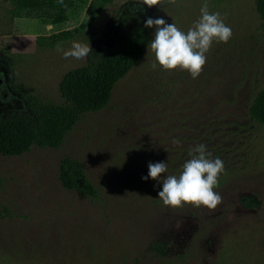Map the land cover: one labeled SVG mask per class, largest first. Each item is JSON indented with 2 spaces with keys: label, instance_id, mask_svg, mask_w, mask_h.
Listing matches in <instances>:
<instances>
[{
  "label": "rangeland",
  "instance_id": "1",
  "mask_svg": "<svg viewBox=\"0 0 264 264\" xmlns=\"http://www.w3.org/2000/svg\"><path fill=\"white\" fill-rule=\"evenodd\" d=\"M70 1L66 22L51 26L11 18L8 1L0 0V116L25 112L26 100L61 104L60 78L90 61L99 41L111 43L107 31L127 4L144 8V22L163 18L187 32L207 2L232 37L213 41L193 79L180 68H152L147 46L155 26L146 28L141 60L113 87L106 107L82 115L56 149L0 155V264H264V126L247 114L264 88V33L254 0H160L151 8L113 0L92 22L90 0ZM73 29L78 33L56 47L35 44L38 36ZM73 41L89 42L86 59L56 51ZM199 144L224 162L214 189L222 203L214 210L164 205L159 182L141 180L148 163L166 162L162 183L179 175ZM64 157L80 163L96 197L61 187ZM243 197L256 205L244 207Z\"/></svg>",
  "mask_w": 264,
  "mask_h": 264
},
{
  "label": "trees",
  "instance_id": "2",
  "mask_svg": "<svg viewBox=\"0 0 264 264\" xmlns=\"http://www.w3.org/2000/svg\"><path fill=\"white\" fill-rule=\"evenodd\" d=\"M7 1L11 18L38 20L51 26L66 22V11L71 6L70 0ZM112 2L113 0H90L87 7L89 21H94ZM254 9L260 21V29L264 33V0H254ZM143 16L144 8L138 4H127L119 10L107 31V38H112L111 43L99 41L98 51L94 52L90 61L68 70L60 78L57 90L61 104H34L26 100L25 112L0 116V155L20 156L32 146L56 149L82 115L99 112L106 107L113 87L143 56L148 43ZM77 33V29H73L45 37L38 36L35 44L37 47H56L72 39ZM247 114L252 121L264 126V88L255 94ZM56 177L63 189L89 198L96 197V191L85 177L78 161L62 158ZM240 203L246 208L256 205L248 197L241 198Z\"/></svg>",
  "mask_w": 264,
  "mask_h": 264
},
{
  "label": "clouds",
  "instance_id": "3",
  "mask_svg": "<svg viewBox=\"0 0 264 264\" xmlns=\"http://www.w3.org/2000/svg\"><path fill=\"white\" fill-rule=\"evenodd\" d=\"M170 2L174 3L175 0ZM142 3L151 8L158 6L160 0H142ZM154 26V37L147 46L155 57L152 68L156 69L157 65L164 70L180 68L186 70L193 79L202 72L207 60L205 54L213 41L227 43L232 37V29L224 23L219 12L209 11L207 2L202 4L200 17L187 32L181 31L174 23H167L163 18L149 17L145 20L144 27ZM56 51L65 59L84 60L92 49L89 42L84 44L73 41L69 49L57 47ZM173 143L179 146L180 142L173 140ZM189 156L190 159L182 165L179 175H167L160 183L161 175L167 172L166 162H149L148 174L142 176L141 180L159 182L157 196L166 206L176 208L190 204L214 210L222 203V197L214 189L218 186L219 175L224 171V162L220 158L211 159L204 144L196 145Z\"/></svg>",
  "mask_w": 264,
  "mask_h": 264
}]
</instances>
